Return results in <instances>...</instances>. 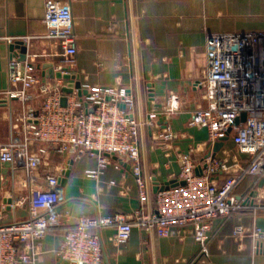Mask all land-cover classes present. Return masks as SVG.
Listing matches in <instances>:
<instances>
[{
    "label": "crops",
    "instance_id": "1",
    "mask_svg": "<svg viewBox=\"0 0 264 264\" xmlns=\"http://www.w3.org/2000/svg\"><path fill=\"white\" fill-rule=\"evenodd\" d=\"M47 0H0V146L10 143L37 114L43 104L38 87L32 99L13 97L21 89L9 79V62L19 50L10 45L31 37L28 56L51 52L45 37ZM69 4L78 41L77 77L83 87L125 88L134 98L140 166L144 185L138 183L131 166L118 157L107 158L102 167L98 155L72 156L48 148L41 156L39 178L31 182L26 166L0 160V224H11L31 216L32 190H45L46 179L56 175L61 183L60 202L53 211L73 225L80 217H122L150 215L156 210V185L180 178L182 159L189 157L197 169L213 152L209 132L191 125L194 111L206 107L205 91L197 84L207 68V38L212 34L264 36V0H54ZM37 75L48 77L53 59L38 56ZM53 61L58 62L59 58ZM46 72V74H44ZM75 80H63V86ZM64 95L69 94L64 92ZM178 97L180 110L160 122L169 125L173 139L162 136V128L148 125L150 112L162 110L169 97ZM35 117V116H34ZM226 162L228 173H238L248 157L237 152L231 138L215 154ZM71 161L73 164L71 165ZM71 166L68 178L64 173ZM96 171L97 177H88ZM229 174L219 172L215 183ZM145 193L146 199L141 195ZM235 193L247 197L250 205L264 206V176L246 177ZM44 212V209H39ZM238 226L247 229L236 234ZM261 230L255 239L250 234ZM116 228L101 231L104 258L101 264H264V209L247 210L227 219L214 220L206 255L189 232L163 237L155 228L134 224L126 243L115 240ZM260 242V243H259ZM62 235L49 232L38 247L34 264H69L58 257Z\"/></svg>",
    "mask_w": 264,
    "mask_h": 264
},
{
    "label": "built area",
    "instance_id": "2",
    "mask_svg": "<svg viewBox=\"0 0 264 264\" xmlns=\"http://www.w3.org/2000/svg\"><path fill=\"white\" fill-rule=\"evenodd\" d=\"M45 9L44 21L48 26L45 38L52 42L51 52L45 51L33 58L27 56L25 61L17 54L9 62L11 83L21 85L12 96L30 101V91L38 87L43 104L10 143L0 146V160L26 166L29 180L35 182L39 178L41 156L47 154L48 148L32 151L34 144H44L57 153L76 157L98 155L102 167L108 161L104 154H115L131 166L143 186L138 143L141 123L134 118L133 96L125 88L90 86H82L87 91L82 97L77 90L65 96L63 78L50 82L42 81L37 75L38 56L59 58L58 62L50 63L55 72L62 75L77 77L78 73V41L70 5L47 0ZM18 41L28 47L32 38ZM206 58V72L197 86L204 89L207 106L194 111L191 125L207 129L213 146L227 134L232 122L246 113V121L233 128L230 138L237 152L248 157L247 166L236 174H229L226 162L209 154L203 161L202 174L198 175L196 164L184 157L179 180H185L186 185L158 192L156 210L150 215L137 213L131 219L80 217L73 225L67 222L68 217L63 218L53 211L60 202L61 182L58 176L50 175L45 190L31 191L28 219L0 224V264H34L39 256L38 247L49 232L62 235L57 253L60 260L69 264H101L104 258L101 231L116 228L115 240L122 244L130 239L134 224L155 228L163 237L189 232L200 244L201 254L206 255L214 220L264 209L263 205L248 204L247 197L235 193L246 177L264 176V36L255 33L209 35ZM179 110L178 97L171 95L165 108L155 107L150 112L146 123L162 128L165 139H173L169 125L161 123L160 119L169 118ZM219 172L229 175L221 183H215L214 176ZM87 175L97 177V172L89 171ZM141 198L146 199L145 193ZM247 231L238 226L236 234L243 235ZM250 234L255 239L263 236L259 229Z\"/></svg>",
    "mask_w": 264,
    "mask_h": 264
},
{
    "label": "water",
    "instance_id": "3",
    "mask_svg": "<svg viewBox=\"0 0 264 264\" xmlns=\"http://www.w3.org/2000/svg\"><path fill=\"white\" fill-rule=\"evenodd\" d=\"M10 49L12 52H14L15 50H19V58L21 61H25L27 59V56H28V47L27 45L24 43V42H21V41H17L13 44L10 45ZM47 67L49 68V71H48V77L52 78V79H55V78H63L64 80H75V83H72V84H68L66 87L63 88V91L67 94H72L74 93L75 90L78 91V95L80 97H82L83 95H86L87 94V91L86 90H83L82 89V83L80 82V80L78 79V77L76 76H72V75H62L61 72H55L54 70V67H53V64H46ZM44 74H46V72H44ZM66 100L64 99L63 100V103L65 104ZM246 118H247V114L246 113H243L241 115V117L235 119L233 122H232V125L231 127L228 129L227 131V134L222 137L217 143H215L214 145V148H213V152L211 153V155L213 157H215V154L224 146V143L225 141L229 140L230 139V135L233 131V128L234 127H237L239 126L241 123L245 122L246 121ZM37 123V122H36ZM96 154H99L98 152H95ZM106 157H113L114 159L116 160H119L118 157L115 155V154H108V153H105L104 154ZM73 164V161H71V165ZM71 174V166L70 168L68 169V171H66L64 173V176L66 178H68ZM196 174L198 175H201L202 174V169L199 168L196 170ZM62 184L65 183L66 181L62 180L60 181ZM186 185V181L185 180H178V179H175V180H171V181H168V182H165L162 187H160L157 183L156 185V191H165V190H169L170 188H174V187H177V186H184Z\"/></svg>",
    "mask_w": 264,
    "mask_h": 264
}]
</instances>
